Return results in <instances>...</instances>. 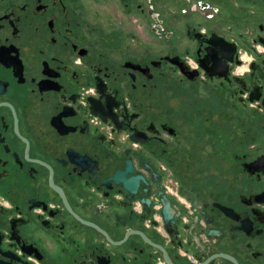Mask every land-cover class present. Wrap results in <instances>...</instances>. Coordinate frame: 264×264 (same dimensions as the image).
I'll return each mask as SVG.
<instances>
[{"label": "flooded vegetation", "instance_id": "obj_1", "mask_svg": "<svg viewBox=\"0 0 264 264\" xmlns=\"http://www.w3.org/2000/svg\"><path fill=\"white\" fill-rule=\"evenodd\" d=\"M0 264H264V0H0Z\"/></svg>", "mask_w": 264, "mask_h": 264}, {"label": "water", "instance_id": "obj_2", "mask_svg": "<svg viewBox=\"0 0 264 264\" xmlns=\"http://www.w3.org/2000/svg\"><path fill=\"white\" fill-rule=\"evenodd\" d=\"M132 190H135V187H133Z\"/></svg>", "mask_w": 264, "mask_h": 264}]
</instances>
